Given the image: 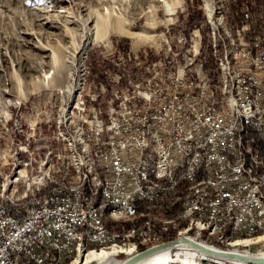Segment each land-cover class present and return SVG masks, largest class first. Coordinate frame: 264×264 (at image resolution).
<instances>
[{
    "label": "rangeland",
    "instance_id": "obj_1",
    "mask_svg": "<svg viewBox=\"0 0 264 264\" xmlns=\"http://www.w3.org/2000/svg\"><path fill=\"white\" fill-rule=\"evenodd\" d=\"M163 5L164 0H0V196L16 192L17 175H11L9 182L4 180L14 171L16 158L31 160V166L47 159L43 167L45 175H39V180L19 188L20 196L9 198V206L13 209L28 208L46 199L51 190L78 189L86 179L85 191L89 194H81V201L90 202L88 209L95 208L98 211V217L92 221L91 227H100L105 230L104 234L112 238L103 245L101 242L84 241L88 246L97 250H111L116 246L122 248L133 244L137 252L156 243L193 235L205 237L206 243H214L215 246L228 245L229 249L236 248L249 253L264 246V228L238 232L226 230L223 221L214 217V209L199 211L191 208V203H185L193 201L198 193H205L209 188L207 185L212 186L209 173L205 174L201 170L200 177L196 175L198 168H206L205 158L211 155L208 145L197 151V144H190L188 155H195L196 158V162L194 158H187V167L193 171L190 176H181V166L171 168L170 176L167 168H164L163 175L157 173L156 176L153 173L144 176V187L150 191H159L161 188L171 190L157 194L156 203L163 205L147 204L142 199H136L121 209H114L110 204L102 205L100 196L95 193L98 171L93 166L81 164L82 159L85 165H93V154L87 143L88 132L85 127L88 126V119L77 111H81V108H96L103 116L91 113L92 121L97 122L96 118H99L102 125H108L110 114L104 116V110L113 88L110 77L114 76V81L121 85L123 76L141 70V66L152 61L155 63L156 58L173 62L182 60L187 44L183 38L198 31L201 51L196 63L202 65L203 74L211 77L212 83L218 82L221 72L218 77H212L202 59L209 52L215 60L213 52L209 50L212 25L204 9V0H181L171 13ZM70 10L77 19H87L90 13L95 12L106 17L97 41H93L94 30L90 32L88 25L86 32L81 31V22L68 25L77 31L75 44L83 46L75 58V65L69 54L74 52L73 38L64 35L62 23L66 11ZM214 10V24L225 23L229 30H234H230L233 34L245 22L250 28L255 22H264V0H215ZM110 13L138 31L145 32L153 27L154 39L137 40L116 33L113 17L106 21ZM82 34L84 41H81ZM249 40L252 41L251 38ZM66 46L69 52L63 51ZM53 47L64 53L56 64L52 59ZM172 52L177 56L170 57ZM255 58L253 66L248 67V77L262 83L264 88V74L261 72L264 70V60L261 66L255 65L259 59H264L263 51ZM145 74L150 73L144 71V74H135L133 80H145ZM75 83L78 87L71 89ZM211 88L219 93L221 83L211 84ZM92 93H98L97 102L95 98L88 97ZM240 99L245 101V97ZM64 117L68 130L63 124ZM185 127H192V120L185 123ZM203 127H206L204 123ZM243 127H252V122ZM243 127L237 124L236 140H241L240 148L237 150L238 147L230 146V150L235 151L228 154L231 159L227 162L242 164L244 157L247 173L253 175V178H249V196L255 195L258 204H264V155L259 160L255 148H242L243 141H249L245 138L247 134H242ZM80 137L82 142L78 141ZM60 140H64L66 155L70 157L64 158V165H72L73 168V172L67 174H64V167L56 163L57 154L63 146ZM235 201L243 202V194H235ZM138 224H148L149 227H139L135 233ZM245 240L252 241L239 243ZM76 246L75 243L74 251L64 261L66 264H74L75 255L77 259L91 250L83 252L81 247H77L76 252ZM124 256L129 254L121 252L116 258L124 260ZM171 264L186 263L175 259Z\"/></svg>",
    "mask_w": 264,
    "mask_h": 264
},
{
    "label": "built area",
    "instance_id": "obj_2",
    "mask_svg": "<svg viewBox=\"0 0 264 264\" xmlns=\"http://www.w3.org/2000/svg\"><path fill=\"white\" fill-rule=\"evenodd\" d=\"M236 30L238 38L247 36L240 35V28ZM250 37H256V44L240 51L259 56V52L264 51V35ZM172 56L177 54L172 52ZM157 59L162 58H156L154 62ZM262 60L255 65L261 66ZM247 66L242 62L239 64L245 101L237 102L250 111L252 127L242 128V134H249V141H243L242 148H255V155L260 160L264 155V93L262 83L247 77ZM195 68H202V65L183 58L176 62L166 60V66L160 71L145 74L144 85H133L134 75L144 74L143 68L123 76L121 85L114 82V76L110 77L113 88L104 116L118 113V120L109 125H98L91 121V113L103 116L102 112H96V108L77 111L88 119L85 127L87 143L93 154V165H85L82 159L81 164L93 166L98 171L95 193L100 196L101 204L109 203L114 209H120L135 199H142L145 203L162 205L164 203H156L157 194L170 190L149 191L143 187V177L153 173L163 175V168L174 166L182 167L181 176H189L191 171L186 167V158H194L195 162V155H188L189 145L197 144L198 151L203 144H210L211 155L205 158V167L212 179V187L185 203H191V208L214 209V217L220 218L227 230L238 232L264 227V205L254 204L249 197L252 175L246 172L244 157L242 164L224 160V153L233 152L230 143L235 116L228 115L227 107L208 106L209 98H220L210 92V84L217 82L196 76ZM227 70L230 72L228 67ZM261 72L264 74V70ZM161 83H168V91H160ZM189 89H198V96L188 97ZM88 97L97 102L99 96L92 93ZM185 120H192V127H185ZM202 120H210V127H202ZM63 124L68 130L65 117ZM63 158H68L64 146L57 154L56 163L64 167V174L72 172V165H63ZM46 163L47 159H44L31 166V160L16 158L14 171L10 174L17 175L16 192L0 196V264H58L68 257L75 237L101 243L110 239L100 235V228L89 224L88 203L80 201V194H88L85 192L86 179L77 190H51L46 199L28 208L8 207V199L20 195L19 188L27 187L32 181L39 180V175H44ZM10 175L4 180L9 182ZM235 194H243V202H236ZM76 218H85V225H76ZM138 227L148 228V224H138L135 233ZM189 238L206 243L204 237L191 235ZM207 244L215 246L214 243ZM215 247L228 248V245ZM248 252L264 256V246ZM196 258L203 264H222L214 257L202 259L199 249ZM173 259L181 260V257Z\"/></svg>",
    "mask_w": 264,
    "mask_h": 264
},
{
    "label": "bare ground",
    "instance_id": "obj_3",
    "mask_svg": "<svg viewBox=\"0 0 264 264\" xmlns=\"http://www.w3.org/2000/svg\"><path fill=\"white\" fill-rule=\"evenodd\" d=\"M179 3H181V0H174L171 2L170 1L165 2V0H164L163 6L165 7V10H167L168 12L171 13L173 11L174 7L177 6ZM214 5H215V0H204V9H205L206 15L209 18L210 24L212 25V27L210 29L211 30V32H210L211 38L209 40V47H210L209 50H211L213 52L214 58L216 60L218 68H219L218 72H221V75H219V78H218V82L221 83V92L217 93V90L212 89L211 84H210V92L212 93V95L214 97H220V98H209L208 99V106H210V107H227L228 115L229 116H235L233 119V126L231 129L232 141L230 143V146L233 145L235 147H238L237 148V150H238L240 148L241 140L240 139L236 140L237 124H239V126L243 127V126H247L248 124H250L252 122V119H250V111L244 105H238V102H237V101H242L240 99V97H245V93L243 90H241V86H240V80L242 78V70L239 68V64H240V62H242L244 64H248V66H247V77H248V67L253 66L254 59L256 60L255 57L257 56V54L254 52L240 51V49H247L250 46H254L256 44V37L243 36L242 38H238L237 37V30L235 31V34H233L227 28L225 23L224 24L220 23L219 25H215L214 22H216V19H215ZM66 13H67L66 18L62 22L64 24V27H65L64 35H66V36L71 35L72 36V38H73L72 43L74 46V52L70 53L68 51V48H69L68 46H66L63 51L69 52V54L71 55V58L73 59V64L75 65V64H77V62L76 63L74 62L75 58L83 50V46H81V44H79V46H77L75 44L77 31L72 29L68 25L70 23L73 24L76 22H81V25H80V26H82L81 31L86 32L88 27H89L88 29L90 32L92 30H94V36H93L94 40L93 41H97V39H99L98 37L100 34L102 22L105 21L104 19H106V17L102 14H98L97 12H95L92 14L90 13V15H88L87 19H82V18L77 19L75 17V15H73V12L71 10L68 12L66 11ZM111 13H110L111 16L109 15V17L106 21L110 20V18L113 17V22L115 23L114 31L116 33H119V34L125 35V36H129L132 38H136L137 40H140L141 38H142V40H143V38H145V39H152L153 38L154 39L155 35L153 34V31H152L153 27H151L150 30H147L145 32L138 31V30L133 29V27H130V25L123 23L125 21L120 19V17H118L117 15H114V13L113 14H111ZM148 20H150V19H148ZM218 20H219V22H222L221 19H218ZM148 22H156V21H147V23ZM87 25H88V27H87ZM238 28H240V35H247L248 29H250L249 24L247 22H245L243 25H241ZM150 31H152V32H150ZM161 36H163V35H161ZM82 37L83 38L81 39V41L82 40L84 41L85 38H84L83 34H82ZM249 38H251L252 41H250ZM81 41L79 43H81ZM183 42H185V43L187 42V44L185 46L186 48H185L184 53H183V59L187 60L189 62H196V57L199 54V52L201 51L200 50L201 38H200L199 32L194 31L190 37L183 38ZM41 49L44 50L45 47L41 48ZM260 52H259V56H260ZM263 53H264V51H263ZM59 54L61 56H59ZM62 55H64V53L59 52L57 47H53V58L52 59H53V62L55 64L58 63V61L60 60ZM157 60L155 63H152L153 61L150 62L149 64H151V66L144 67L145 66L144 65V66H141L140 69L143 68V73H144V71H148L150 74H154L155 71H160L161 67L166 66V60L161 59V60H158V62H157ZM263 60L261 62H263ZM61 61H63V60H61ZM227 67L230 70V72H228ZM202 71H203L202 68H195V75L201 76V79L211 80V77L203 74ZM248 78L250 79V77H248ZM253 80H255V79H253ZM218 82H217V84H218ZM144 84H145V80H141L138 82L133 80V85H144ZM77 87H78L77 83H75V86L73 84L71 85V89L77 88ZM160 91H168V83H161L160 84ZM262 93H264V88H262ZM197 96H198V89H189L188 90V97H197ZM235 97H237V100L235 99ZM96 112H97V109H96ZM109 114L110 115H109L108 125L111 124V121L118 120V113H109ZM96 120H97L98 125L103 124V122L99 118H96ZM91 121H92V114H91ZM188 122H189V120H185V123H188ZM203 123L206 125V127H210V120H202V127H203ZM65 125L67 126L66 122H65ZM237 133H240V132L237 131ZM241 138H243V135ZM62 141H63V146H64V140H62ZM78 141L82 142L81 137L79 138ZM207 145L209 147H211L210 144H203V146L201 148H205ZM64 148H65V146H64ZM189 148H190V145H189ZM234 151L235 150H233L232 153H224L225 162H227L228 160L231 159V156L228 154H233ZM68 158H70V157H68ZM260 160H261V156H260ZM195 162H196V158H195ZM235 164H236V162H235ZM63 165H64V158H63ZM186 167H187V158H186ZM174 168H175V166H174ZM167 169H168V176H170L172 173V169L171 168H167ZM201 170H204L205 174L209 173L206 170V168H203V167L198 168L196 170L197 177H200V171ZM72 172H73V168H72ZM163 172H164V168H163ZM191 172H193V171H191ZM246 172H247V162H246ZM43 174L45 175V169H43ZM156 176H157V173H156ZM63 177H64V175H63ZM252 178H253V175H252ZM10 179H11V175H10ZM143 187H144V177H143ZM207 187L210 188L212 186L207 185ZM146 189H148V188H146ZM74 190H77V189H74ZM160 193H161V191H160ZM16 196H20V195H16ZM249 197H252V199L254 200V204L259 203V200L255 195H252ZM80 201H81V194H80ZM133 202H134V200L131 203H133ZM82 203H88L87 204V212L89 214V224L91 226H93L92 221L97 219L98 211L95 208L90 209V210L88 209V205L90 204V202H82ZM103 204H109V203H102V205ZM147 204H155V203H147ZM8 207L11 208L9 206V199H8ZM194 209H198L199 211L202 210L200 208H194ZM133 213H134V211H133ZM76 225H85V218H76ZM148 227H149V225H148ZM95 228H100V227H95ZM259 228H264V227H259ZM104 231L100 228V235H105L110 239L108 241L102 243V245L108 244L112 239L109 234H104L105 233ZM184 237L189 238L190 236H184ZM84 241L85 242L92 241V239L86 238V240H85L82 237H75L73 239V249L70 251V253L74 251L75 243L77 245L75 247L76 252H77L79 247H81V249L84 250L83 252H87L88 249H91L87 253L81 254L77 259H76V255H75V259L73 260V261H75L74 264H121V262L124 260L116 258L118 253L126 252L127 254L132 255L136 252L135 246L133 244H128L122 248L116 246V247H113L111 250H107V249L97 250L92 246H88L89 244L85 243ZM204 241L207 242L205 240V237H204ZM251 241L252 240H245V241H240L239 243H244V242L248 243ZM235 244H238V242H235ZM104 247H107V246H104ZM234 250H238V249L234 248ZM196 254H197V249L196 248L193 249L187 243H172L170 245L162 247V248L140 258L139 260L135 261L133 264H171V261L175 260V259H173L174 257H177V256L181 257L182 255H183V257H181V260L183 263L201 264V262L199 260L195 259ZM200 257L202 259H206L207 257H214L213 258L214 260L216 259L217 261H219L222 264H241V263L245 262L243 260H240L238 258H233V257L225 258V257H220V256H214L211 254H207L204 251H200ZM67 258H69V255H68V257H66L64 259V261H66ZM64 261L60 262L58 264H66V262H64Z\"/></svg>",
    "mask_w": 264,
    "mask_h": 264
},
{
    "label": "water",
    "instance_id": "obj_4",
    "mask_svg": "<svg viewBox=\"0 0 264 264\" xmlns=\"http://www.w3.org/2000/svg\"><path fill=\"white\" fill-rule=\"evenodd\" d=\"M172 243H187L190 246H193L200 251H204L207 254H211L214 256H220V257H225V258H238L240 260H243L245 262H250V263H261L264 264V256L256 255V254H251V253H244L238 250L234 249H229L225 247H215L212 245H209L207 243H203L198 240H194L191 238L187 237H177L172 240L164 241L162 243H156L150 246H147L145 248L140 249L139 251L135 252L132 255L127 256L124 261L121 262V264H133L135 261L139 260L140 258L162 248L167 245H170Z\"/></svg>",
    "mask_w": 264,
    "mask_h": 264
},
{
    "label": "trees",
    "instance_id": "obj_5",
    "mask_svg": "<svg viewBox=\"0 0 264 264\" xmlns=\"http://www.w3.org/2000/svg\"><path fill=\"white\" fill-rule=\"evenodd\" d=\"M252 28H250V30L247 32V36L253 35V34H259L261 32H264V22H255L254 25L251 26ZM230 28V27H229ZM230 30H232L230 28ZM234 31V30H232ZM207 55H203L202 59L205 63V67L207 70H209V73L211 74L212 77H215L217 75H219V68L217 70V63L216 60H213V58L211 57V54L209 52H207ZM208 56V57H206ZM246 140H249V134H247L245 136ZM261 149V148H260ZM264 159V158H263ZM264 161V160H263ZM174 238V237H173Z\"/></svg>",
    "mask_w": 264,
    "mask_h": 264
}]
</instances>
